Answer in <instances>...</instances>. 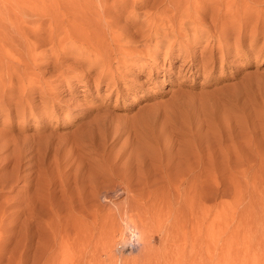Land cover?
<instances>
[{
  "label": "rangeland",
  "instance_id": "1",
  "mask_svg": "<svg viewBox=\"0 0 264 264\" xmlns=\"http://www.w3.org/2000/svg\"><path fill=\"white\" fill-rule=\"evenodd\" d=\"M91 1L0 0V264H264V0Z\"/></svg>",
  "mask_w": 264,
  "mask_h": 264
},
{
  "label": "bare ground",
  "instance_id": "2",
  "mask_svg": "<svg viewBox=\"0 0 264 264\" xmlns=\"http://www.w3.org/2000/svg\"><path fill=\"white\" fill-rule=\"evenodd\" d=\"M92 1H93V0H92ZM92 1H91V2H92ZM147 1H149V0H147ZM147 1H146V2H147ZM155 1H156V0H155ZM171 1H172V0H171ZM185 1H186V0H185ZM72 2H76V3H78L77 1H72ZM72 2H71V4H72ZM79 2H80V0H79ZM82 2L85 3V0H84V1L82 0ZM123 2H124V1H123ZM123 2H122V3H123ZM127 2H128V1H127ZM143 2H145V0H143ZM143 2H142V3H143ZM225 2H226V1H225ZM227 2H228V0H227ZM227 2H226V3H227ZM69 3H70V2H69ZM122 3H121V4H122ZM134 3H135V2H134ZM149 3H150V2H149ZM195 3H196V2H195ZM226 3H224V5L227 6L228 3H227V4H226ZM232 3H233V2H232ZM74 4H75V3H74ZM74 4H72V5H74ZM78 4H79V3H78ZM78 4H76L75 6H72V5H71V6H72L71 9H73V10H74V9L78 10V11H75V10H74L75 13H76V12L79 13V11L81 10L80 7H82V6H80V4H82V3L80 2V4H79V5H78ZM85 4H86V3H85ZM143 4H144V3H143ZM171 4H172V3H171ZM206 4H207V3H206ZM229 4H230V3H229ZM88 5H89V3H88ZM199 5H202V4H199ZM89 6H90V5H89ZM152 6H153V5H152ZM171 6H172V5H171ZM175 6H176V4H175ZM187 6H188V5H187ZM187 6H186V8H187ZM195 6H196V5H195ZM197 6H198V5H197ZM74 7H75V8H74ZM142 7H143V6H142ZM150 7H151V6H150ZM153 7H154V6H153ZM201 7L204 8V6H201ZM201 7H200L199 9H201ZM207 7H208V6H207ZM229 7H230V6H229ZM89 8H90V7H89ZM107 8H108V7H107ZM112 8H113V7H112ZM177 8H178V7H177ZM189 8H190V7H189ZM189 8L187 9L188 12H189ZM194 8H195V7H194ZM196 8H197V7H196ZM79 9H80V10H79ZM91 9H92V8H91ZM174 9H175V8H174ZM204 9H205V8H204ZM204 9H203V10H204ZM224 9H225V8H224ZM230 9H231V8H230ZM178 10H179V9H178ZM178 10L176 9V11H178ZM227 10H228V9H227ZM74 11H73V13H74ZM107 11H108V9H107ZM174 11H175V10H174ZM176 11H175V12H176ZM193 11H194V10H193ZM195 11H196V10H195ZM197 11H198V10H197ZM97 12H98V11H97ZM163 12H164V11H163ZM185 12L187 13V11H185ZM198 12H200V11H198ZM204 12H205V11H204ZM218 12H219V11H218ZM75 13H74V14H75ZM83 13H84V12H83ZM107 13H109V12H107ZM155 13H156V12H155ZM182 13L184 14V11H183ZM56 14H57V13H56ZM84 14H85V13H84ZM93 14H96V13H93ZM99 14H100V13H99ZM148 14H149V13H147V15H148ZM150 14H151V13H150ZM176 14H177V13H176ZM176 14H175V15H176ZM78 15H79V14H78ZM78 15H77V16H78ZM154 15H155V14H154ZM158 15H160V14H158ZM158 15H157V13H156V16H157V17H158ZM175 15H174V16H175ZM177 15H179V14H177ZM54 16H56V15H54ZM74 16H75V15H74ZM74 16H73V17H74ZM91 16H92V15H91ZM96 16H97V15H96ZM101 16H102V15L100 14V17H101ZM149 16H150V15H149ZM149 16H148V20H146L147 18H145V20H146V22H148V23L151 24L152 20H155L156 18H153V19H152V18H150V17H152V16H150V17H149ZM170 16H172V15H170ZM180 16H181V15H180ZM184 16H186V14L183 15L182 17L184 18ZM190 16H191V15H190ZM195 16H196V15H195ZM195 16H194V17H195ZM57 17H58V16H57ZM78 17H79V16H78ZM83 17H85V15H84ZM135 17H136V16H135ZM160 17H161V16H160ZM163 17H164V16H163ZM163 17H162V18H163ZM165 17H166V16H165ZM165 17H164V19L167 21L168 17H166V18H165ZM175 17H176V16H175ZM182 17H180V18L183 19ZM186 17H187V16H186ZM188 17H189V16H188ZM55 18H56V17H54L53 19H55ZM74 18H75V17H74ZM101 18H102V17H101ZM128 18H129V17H128ZM128 18H127V19H128ZM133 18H134V17H133ZM136 18L138 19V17H136ZM171 18H173V17H170V19H171ZM176 18H177V17H176ZM199 18H200V16H199ZM76 19H77V18H76ZM131 19H132V18H131ZM158 19H159V17H158ZM158 19H156V20L158 21ZM177 19H178V18H177ZM74 20H75V19H74ZM74 20H73V21H74ZM78 20H79V19H78ZM129 20H130V19H129ZM133 20H134V19H133ZM133 20H132V21H133ZM165 20H163V21H165ZM168 20H169V19H168ZM173 20H174V18H173ZM175 20H176V19H175ZM190 20H191V19H190ZM53 21H54V20H53ZM91 21H92V20H91ZM137 21H138V20H137ZM143 21H144V19L142 20V23L145 22V21H144V22H143ZM163 21L159 22L157 25H154L155 27H153L152 29H150L151 33H149L148 36H150V34H153V32H156L155 34H158V33H159V31H158L159 28L163 30V27H164L163 24H162V26H160V27L158 26L159 24L163 23ZM166 21H165V23H167ZM178 21H179V19H178ZM193 21H194V20H193ZM195 21L198 22V19L196 18ZM85 22H86V21H85ZM146 22H145V25L143 26L144 28L146 27V24H147ZM153 22H154V21H153ZM170 22L173 23L174 21L172 22V21L170 20ZM182 22H183V20H182L181 22H178V23H182ZM186 22H188V21H186ZM196 22H194V23H196ZM240 22H241V21H240ZM61 23H62V22H61ZM81 23L83 24V22H81ZM140 23H141V22H140ZM175 23H176V22H175ZM183 23H184V22H183ZM70 24H71V23H70ZM72 24H74V23H72ZM72 24H71V25H72ZM82 24H81V25H82ZM92 24H93V23H92ZM168 24H169V23H168ZM168 24H166L167 26L165 25V26H166L165 28H167V29H168V27L171 25V24H169V26H168ZM239 24H240V23H239ZM241 24H242V22H241ZM241 24H240V26H241ZM51 25H52V24H51ZM53 25H55V24H53ZM71 25H70V26H71ZM81 25H80V26H81ZM83 25H85V24H83ZM83 25H82L81 28H80V29L82 30V31H80V33H81V35H82L83 37L86 36V37L88 38V39H86V41H87V40L90 39L89 36L91 35L90 33L92 32V30H89V31H88V30H85L86 32H85V31L83 32V28H82ZM93 25H94V24H93ZM141 25H142V24H141ZM148 25H149V24H148ZM172 25H173V24H172ZM179 25H180V24H179ZM55 26H57V25H55ZM64 26H66V25H64ZM74 26H75V25H74ZM173 26H174V25H173ZM182 26H183V24H182ZM182 26H181V27H182ZM58 27H59V26H58ZM85 27H86V26H85ZM112 27H113V26H112ZM148 27H149V26H147V28H148ZM161 27H162V28H161ZM174 27H175V26H174ZM181 27H179V28L177 27V28L180 29ZM183 27H184V26H183ZM59 28H61V27H59ZM71 28H73V27H71ZM144 28H143V30H144ZM147 28H145V30H146ZM172 28H173V27H172ZM172 28H171V29H172ZM64 29H66V28H64ZM74 29L76 30V28H74ZM90 29H91V28H90ZM109 29H110V28H109ZM116 29H118V28H116ZM173 29H174V28H173ZM173 29H172V31H173ZM67 30H68V29H67ZM137 30L139 31V29H137ZM174 30H176V28H175ZM35 31H36V30H35ZM64 31H65V30H64ZM70 31H72V29H71ZM90 31H91V32H90ZM114 31H115V30H114ZM146 31H147V30H146ZM157 31H158V33H157ZM167 31H168V30H167ZM54 32H55V31H54ZM72 32H73V31H72ZM74 32H75V31H74ZM102 32H103V31H102ZM59 33H60V32H59ZM66 33H69V32L66 31ZM135 33H136V32H135ZM137 33H138V32H137ZM48 34H49V33H48ZM52 34H53V33H52ZM94 34H95V32H94ZM94 34H93V36H94ZM147 34H148V33H147ZM60 35H61V34H60ZM65 35H66V34H65ZM110 35H111V38H112V39H117L119 34H116L115 32H113V31L110 29ZM67 36H68V35H67ZM129 36H130V35H129ZM129 36H128V38L131 39V37H129ZM59 37H60V36H59ZM62 37H63V36H62ZM95 37H97V39H99L98 36H95ZM142 37H143V36H142ZM151 37L153 38V35H151ZM92 38H93V37H92ZM101 38H102V37H101ZM148 38H149V37H148ZM165 38H167V36H165ZM93 39H94V38H93ZM97 39H96V40H97ZM141 39H142V38H141ZM60 40L62 41L63 39H60ZM83 40H84V39H83ZM105 40H106V39H105ZM81 41H82V40H81ZM90 42H91V41H89V43H90ZM96 42H97V41H96ZM96 42H95V43H96ZM98 42H99V41H98ZM59 43H60V42H59ZM90 44H91V43H90ZM101 44H102V43H101ZM101 44L99 43V45H101ZM104 44H105V43H104ZM143 44H144V43H143ZM61 45H62V44H61ZM95 45H96V44H95ZM62 46H63V45H62ZM122 51H124V50L122 49ZM120 52H121V50H120ZM121 53H123V52H121ZM213 57H214V56H213ZM213 57H212V58H213ZM213 59H214V58H213ZM186 97H187V96H186ZM189 143H190V142H189ZM187 145H188V142H187ZM190 145H191V148H192V149H190V150H191V151L194 150L193 152H195V150H197L196 148L194 149L195 142L192 141V142L190 143ZM195 147H196V146H195ZM184 153H185V152H184ZM186 153H189V152H186ZM186 153H185V156H186ZM195 153H196V152H195ZM195 153H193V154H190V153H189V154H187V156L190 155L189 158L192 159V155L194 156ZM182 156H183V155H182ZM194 161H195V160H194ZM111 162H112V161H111ZM192 162H193V161H192ZM102 163H104V162H102ZM111 164H112V163H111ZM106 165H107V164H106ZM109 165H110V164H109ZM112 165H113V164H112ZM194 165H195V164H194ZM189 170L192 172V171H194V168H192V166H191V169H189ZM195 171H196V170H195ZM192 173H193V172H192ZM106 176H108V175H106ZM104 177H105V176H104ZM191 177H192V176H191ZM108 178H109V177H108ZM191 181H192V180H191ZM150 209H151V208H150ZM161 214H162V213H161ZM163 215H164V214H163ZM156 225H157V224H156ZM155 227H156V226H155ZM82 251H83V250H82ZM67 253H68V252H67Z\"/></svg>",
  "mask_w": 264,
  "mask_h": 264
},
{
  "label": "clouds",
  "instance_id": "3",
  "mask_svg": "<svg viewBox=\"0 0 264 264\" xmlns=\"http://www.w3.org/2000/svg\"><path fill=\"white\" fill-rule=\"evenodd\" d=\"M129 223L132 224V227L123 229L115 249L116 253L118 248L123 249L129 247H137V246L139 247V251H140V249L144 245L145 242L144 233L138 227H136L132 221H129ZM117 255L127 256L124 255L122 251L119 254L117 253ZM116 264H121V261L117 259Z\"/></svg>",
  "mask_w": 264,
  "mask_h": 264
}]
</instances>
